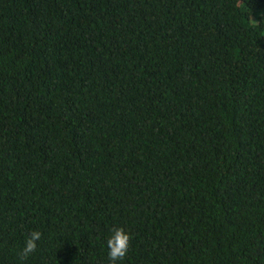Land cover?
Listing matches in <instances>:
<instances>
[{
  "label": "trees",
  "instance_id": "trees-1",
  "mask_svg": "<svg viewBox=\"0 0 264 264\" xmlns=\"http://www.w3.org/2000/svg\"><path fill=\"white\" fill-rule=\"evenodd\" d=\"M118 227L117 264H264V0H0V264Z\"/></svg>",
  "mask_w": 264,
  "mask_h": 264
},
{
  "label": "clouds",
  "instance_id": "clouds-1",
  "mask_svg": "<svg viewBox=\"0 0 264 264\" xmlns=\"http://www.w3.org/2000/svg\"><path fill=\"white\" fill-rule=\"evenodd\" d=\"M41 232L36 230L28 234L25 246L20 251L21 259H27L37 249V242L41 239ZM132 236L122 227L115 228L110 238L107 240L108 261L109 264H117L119 260H123L129 253Z\"/></svg>",
  "mask_w": 264,
  "mask_h": 264
}]
</instances>
